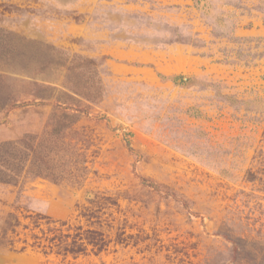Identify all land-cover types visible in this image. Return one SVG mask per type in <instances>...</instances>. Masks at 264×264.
Segmentation results:
<instances>
[{"label": "rangeland", "instance_id": "1", "mask_svg": "<svg viewBox=\"0 0 264 264\" xmlns=\"http://www.w3.org/2000/svg\"><path fill=\"white\" fill-rule=\"evenodd\" d=\"M0 29L52 54L2 66L17 103L52 98L0 112V142L59 92L88 110L79 187L0 183V264H264V0H0Z\"/></svg>", "mask_w": 264, "mask_h": 264}, {"label": "trees", "instance_id": "2", "mask_svg": "<svg viewBox=\"0 0 264 264\" xmlns=\"http://www.w3.org/2000/svg\"><path fill=\"white\" fill-rule=\"evenodd\" d=\"M11 33L0 29V112L4 115L12 108L25 107L29 105L46 106V100L52 98L49 87L35 86L33 98L30 101H17L7 85V78L2 72H6L10 67L19 65L22 69L29 68L28 65L48 64L52 61V54L49 48L32 41L14 39ZM17 38V37H16ZM33 64V63H32ZM3 68V69H2ZM4 68H7L4 70ZM175 84L185 85L187 80L182 76L171 78ZM75 92H59L55 97L57 104L55 112L49 119L48 128L38 134H23L13 141L0 142V183L6 185H16L20 175L25 172V176L41 178L53 184L59 185L64 180L69 184L79 187L88 175L85 166V154L78 147V140L72 141L79 133L73 130V126L78 121L80 114L87 115V106H82L81 100L77 99ZM94 97L84 96L85 100L92 102ZM62 99L69 101L62 103ZM54 108V109H55ZM76 138V137H75ZM127 149L134 154L128 141L125 142ZM141 184L151 188L156 192L161 189L145 180ZM175 197L173 194H169ZM15 225L12 226H16ZM91 236V244L96 248V253L103 250L105 244L101 238H97L96 232H87ZM237 245L233 242V251L236 253ZM66 251L76 255L83 253V248L71 245Z\"/></svg>", "mask_w": 264, "mask_h": 264}]
</instances>
